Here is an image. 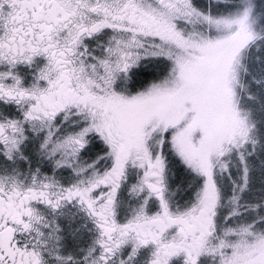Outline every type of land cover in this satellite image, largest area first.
Returning a JSON list of instances; mask_svg holds the SVG:
<instances>
[{"label":"snow or ice","instance_id":"snow-or-ice-1","mask_svg":"<svg viewBox=\"0 0 264 264\" xmlns=\"http://www.w3.org/2000/svg\"><path fill=\"white\" fill-rule=\"evenodd\" d=\"M0 264H264V0H0Z\"/></svg>","mask_w":264,"mask_h":264}]
</instances>
